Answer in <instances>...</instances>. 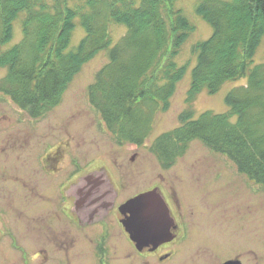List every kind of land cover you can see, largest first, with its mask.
I'll return each mask as SVG.
<instances>
[{"label": "trees", "instance_id": "16d2710c", "mask_svg": "<svg viewBox=\"0 0 264 264\" xmlns=\"http://www.w3.org/2000/svg\"><path fill=\"white\" fill-rule=\"evenodd\" d=\"M70 1L0 0V67L8 70L0 93L41 117L62 103L84 65L110 49V61L89 86L90 103L120 143L141 147L189 70L190 64L179 66L176 58L196 28L174 9L178 0H75L72 6ZM22 13L23 39L2 51ZM197 13L214 33L193 49L197 63L186 102L204 91L215 95L229 81L248 83L227 95L226 113L208 111L196 119L185 111L181 126L159 135L150 152L168 166L199 141L264 187V64L254 62L264 37V0H203ZM77 18L86 36L77 51L68 52ZM112 23L128 31L111 48Z\"/></svg>", "mask_w": 264, "mask_h": 264}, {"label": "rangeland", "instance_id": "374dc122", "mask_svg": "<svg viewBox=\"0 0 264 264\" xmlns=\"http://www.w3.org/2000/svg\"><path fill=\"white\" fill-rule=\"evenodd\" d=\"M202 1L178 0L174 5V9L181 10L196 28L176 58L179 66L190 64V67L177 86L169 110L158 114L151 136L139 148L128 142L120 143L90 103L89 86L94 83L97 73L110 61V49L100 52L84 65L70 83L62 103L40 119H32L27 111L20 109L11 98L0 93V144L6 143L12 150L15 142L13 135H16L22 161L28 160L31 154L35 134L39 135L37 143L44 144L47 139L53 149L61 145L54 155L61 162L53 163V170L57 171L52 176L53 204L60 202L61 194L65 200V193L70 195L71 187L79 178L94 170L104 169H108L118 193L117 204L124 203L130 196L145 190L147 184L151 186L158 181L161 170L157 166L160 163L150 152V146L162 133L181 126L180 116L185 111L192 110L196 119L208 111L216 114L229 111L227 95L235 88L246 86V78L227 82L215 95L204 91L192 104L186 102L192 70L197 63V54L193 49L197 43L208 40L214 33L213 27L197 13ZM74 4L75 0H71L70 5ZM25 16L22 13L14 23V38L2 47V51L11 49L23 39L22 23ZM127 31L128 28L123 24H111V48L119 43ZM85 36L81 20L77 18L68 52L77 51ZM254 62L255 65L264 64V37ZM7 71L6 67H0V80L6 76ZM236 120V117L233 118V122ZM9 159H17V155L10 151ZM194 164L202 168L196 172V178L192 179L183 169L184 166ZM79 170H82L81 174H78ZM175 170L167 178L171 183L178 184V191L185 202L184 207L193 209L191 223L194 227L191 228L190 240L198 241L196 246L202 248H196L194 253H190L188 248L182 247L184 249L179 253L178 261L172 259L165 264H193V261L195 264H221L235 257L242 258L246 264H264V187L240 174L236 165L225 155L211 151L199 141L190 144L185 156L178 159ZM178 172L180 174L176 177L174 173ZM67 207L69 211L72 209V199ZM117 226L109 239L110 254L101 257L96 250L97 234L89 235L94 242L86 241L81 237L82 231L78 226L69 225V232L75 243H70L67 264H161L156 257L138 255L135 248L129 245L123 230ZM103 227L108 228V223ZM198 249H202L201 252ZM217 251L221 252L217 254ZM190 256H195L196 260H190ZM53 257L52 255L49 262L39 258L36 264H59Z\"/></svg>", "mask_w": 264, "mask_h": 264}, {"label": "flooded vegetation", "instance_id": "af4514ba", "mask_svg": "<svg viewBox=\"0 0 264 264\" xmlns=\"http://www.w3.org/2000/svg\"><path fill=\"white\" fill-rule=\"evenodd\" d=\"M37 136L39 135H34L35 143L28 160L20 159V144L16 142V135H13L15 142L12 150L8 144H0V264H36L39 258L49 262L52 255L59 264H67L70 243H75L73 235L69 232L71 224L81 229V237L84 240L97 241L96 250L101 257L110 254L108 248L111 246L108 243L117 224L138 255L156 257L161 264L179 258V253L184 249L182 247L188 248L190 253H194L196 248H202L196 246L198 241L190 240L191 228L194 227L191 223L193 209L184 207L185 202L178 191V184L171 183L167 178L169 173L176 171L178 160L168 166L157 160L160 163L157 167L161 170L158 173V181L151 186L147 184L145 190L130 196L132 199L139 194L156 190L164 199L171 220V240L157 247L151 245L139 251L123 224V220L131 214L123 215L120 211L121 206L130 199L117 204L118 193L108 169L94 170L79 178L71 187L70 195L66 192L63 200L61 194L60 202L53 204L52 176L57 172L53 170V163L61 162L60 159H55L54 155L58 153L61 145L53 149L47 139L44 144L37 143ZM10 151L17 155V159H9ZM201 168L194 164L184 166L183 170L189 178L194 179L196 172ZM81 172L82 170H79L78 174ZM174 174L177 177L180 173ZM59 185L62 186V183ZM70 199L73 200V207L69 211L67 204ZM106 223L108 228L103 227ZM90 233L97 234L95 240L90 239ZM187 244L189 245L186 247ZM220 252L217 251V254ZM190 260H196V257L190 256ZM231 260L246 264L240 257L228 259L221 264ZM192 263L195 264L194 261Z\"/></svg>", "mask_w": 264, "mask_h": 264}, {"label": "water", "instance_id": "95a60500", "mask_svg": "<svg viewBox=\"0 0 264 264\" xmlns=\"http://www.w3.org/2000/svg\"><path fill=\"white\" fill-rule=\"evenodd\" d=\"M120 211L123 215L131 214L129 218L123 220V224L139 251L151 245L157 247L172 239L169 210L156 190L139 194L128 200L121 206ZM224 264L242 263L231 260Z\"/></svg>", "mask_w": 264, "mask_h": 264}]
</instances>
